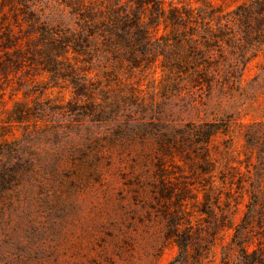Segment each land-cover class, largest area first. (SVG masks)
Here are the masks:
<instances>
[{
    "label": "trees",
    "instance_id": "trees-1",
    "mask_svg": "<svg viewBox=\"0 0 264 264\" xmlns=\"http://www.w3.org/2000/svg\"><path fill=\"white\" fill-rule=\"evenodd\" d=\"M52 1L75 27L46 21L38 0H0V264L19 217L113 162L143 167L123 183L151 197L171 264H205L217 245L220 264H264V120L240 123L243 158L215 143L233 115L216 117L223 102L264 87V64L242 83L264 56V0Z\"/></svg>",
    "mask_w": 264,
    "mask_h": 264
},
{
    "label": "rangeland",
    "instance_id": "rangeland-1",
    "mask_svg": "<svg viewBox=\"0 0 264 264\" xmlns=\"http://www.w3.org/2000/svg\"><path fill=\"white\" fill-rule=\"evenodd\" d=\"M38 3L46 21L75 27V16L61 5L52 0H38ZM263 64L264 56L260 52L243 70L242 83L246 84L259 73ZM140 83L145 87L146 80ZM44 85L43 96L56 97L61 102L72 97L68 88L51 83ZM262 91L264 87L258 88L253 103L246 101L234 106L224 101L215 114L219 117L233 113L227 131L219 132L215 143L221 147L223 140L229 139L231 149L240 158L244 157L240 123L264 120ZM10 103L7 99V104ZM210 112L203 115V111H199V115L211 118L214 114ZM253 160L256 162L255 158ZM142 169L139 165L132 169L128 163L113 162L104 168L100 181L78 187V193L57 201L52 210L34 209L26 218L19 217L5 264H171L177 248L163 242L162 223L148 206L151 197L135 193L123 183ZM243 208L241 203L231 213L234 222L239 220ZM220 252L217 245L214 255L205 264H220Z\"/></svg>",
    "mask_w": 264,
    "mask_h": 264
}]
</instances>
